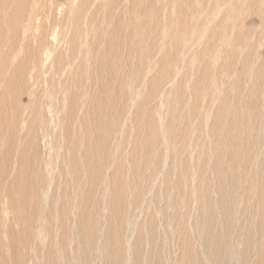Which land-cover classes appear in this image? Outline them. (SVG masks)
Returning a JSON list of instances; mask_svg holds the SVG:
<instances>
[{"label":"rangeland","instance_id":"1","mask_svg":"<svg viewBox=\"0 0 264 264\" xmlns=\"http://www.w3.org/2000/svg\"><path fill=\"white\" fill-rule=\"evenodd\" d=\"M67 1L33 0L35 18L54 19L58 33ZM76 6L53 54L66 61L62 71L29 68L18 85L24 123L8 120L3 128L15 136L0 141L1 186L32 180L43 201L34 217L37 242L23 264L32 256L37 264H264V0ZM107 36L115 77L99 74L92 61L75 74L83 62L70 49L89 58ZM73 93L83 99H75V125L67 123ZM30 105L40 109L35 116ZM86 112L94 121L82 125ZM49 117L58 118L57 132ZM87 148L91 169L82 178L69 163ZM4 197L2 231L16 225ZM4 233L0 264H14Z\"/></svg>","mask_w":264,"mask_h":264},{"label":"bare ground","instance_id":"2","mask_svg":"<svg viewBox=\"0 0 264 264\" xmlns=\"http://www.w3.org/2000/svg\"><path fill=\"white\" fill-rule=\"evenodd\" d=\"M97 1L101 2L104 0H97ZM76 2H77V0H68L67 1L66 5L64 7V10L60 13V16L62 17L61 31L56 33V32H52V30L55 28L54 19H52V22L49 23V22H46L45 17H39L38 19L35 18V16H37V14H38V10L35 8V4H34L33 0H0V141L2 143H4L6 140V142L8 144L9 139H11L12 137L14 138V136H15L14 131L9 132L7 129L3 128L4 125L7 124L8 120H11L10 125H12L11 123L13 120L16 124L19 122L24 123L22 121L21 115L18 113L19 109H20V105L18 104V100H19V96L22 92V90L19 89L20 87L18 85L24 81V78L29 73V68H33V67L37 68V66H39L36 69V73L39 75H41L42 72L43 73H49L52 69H53L52 71L54 73L62 71L63 63L66 61H64L63 57L59 54L60 52L57 53L56 57L53 54L55 53V51H59L58 49H59L60 43L63 40V38H65V32H66V27H67L65 25H68L69 23H71V25L74 24L75 18L80 12V11H78V8H76L77 7ZM102 7L106 8V9L108 8L107 5L106 6L102 5ZM163 8H164V6H163ZM214 12H215V10H214ZM132 15H133V18H135L134 12L132 13ZM129 25H131L132 28H135L134 21L129 23ZM125 27H126V25H125ZM48 34H50V35H48ZM62 34H63V37H62ZM112 39H113L112 36L105 37L104 40H105L106 46H104V45L102 46V48H103L102 51H100V49H99L101 46H99V48H96L97 50H94V51L90 50L92 53L90 54L89 58L86 56V54L83 51H81L82 54H80V53L74 54L73 49L69 48L72 57L74 58V56H75L77 58L78 56H80L79 59L81 58V61L83 62V65L81 64L78 69H75V74L79 71L86 70V69L88 71L89 69L87 66H91L90 61H92L93 67L98 68L97 71L99 74H101L102 76H106V78L109 80H111L113 77H115L114 75H111L112 72L109 71V68L107 67L108 63H106V60H107L106 56L111 53L110 49L114 45ZM72 42H73V40L70 43H72ZM260 42H261V39H260ZM84 46H86V44ZM260 47H261V44H260ZM64 52H66V50ZM87 54H88V50H87ZM182 54H183V52H182ZM213 58H214V56H213ZM151 63H152V61H151ZM237 65H236V67H237ZM180 67H182V66H180ZM249 73H250V71H249ZM71 78H70V80H71ZM80 84H81V81L79 82V85ZM167 86H169V85H167ZM87 87H89V86H87ZM105 87H106V85H104L103 89ZM62 88H63V86H62ZM163 89H165V87ZM170 89H169V92H170ZM168 95H170V94H168ZM76 96L80 99V101L83 104V99H82L81 95H77L75 93L71 94L72 104H71L70 109L68 111L69 117H68L67 123L72 122L74 125H75L76 121L80 120L79 118L76 117V108L78 106V104L76 103V100H75ZM119 97H121V96H119ZM11 98L13 101L11 100ZM50 98H51V96H50ZM115 99H117V98H115ZM49 100H51V99H49ZM97 102H98V104H101L102 99L99 98ZM51 105L48 108L49 109L48 113H50V111H51V107H52ZM40 107H41V105H40ZM8 108H11V111H9ZM29 108L32 109L31 114H34V116L40 111L39 108H37L33 105H30ZM87 110H88V108H87ZM51 113H52V111H51ZM8 114H11V117H8ZM96 115H98V113ZM39 118L40 117H37V119H30V125L31 126L34 125L33 122H35L36 120L40 121ZM82 119H83L81 121L82 125L86 124L88 121L89 122L94 121L93 114L92 113L89 114L87 112L83 115ZM98 119H100V116H98ZM33 120H35V121H33ZM48 121H49L48 126L53 127L54 131H55V128H56L55 126L58 125V118L56 120L55 117H49ZM38 125L40 126V124H38ZM41 125H42V122H41ZM73 128H74V126H73ZM64 129H65L68 136L74 137V134L71 132V130L68 126ZM56 132H57V128H56ZM61 132H62V130H61ZM88 132H90V130ZM28 134H30V133L27 131V135ZM14 151L15 150H13L12 152H14ZM16 152H17V150H16ZM89 154H90L89 149L87 148V152L85 154H82L83 156L81 158H79V156L72 157V160L70 161L69 165L72 167V169L74 171L73 172L74 175H80L83 178V176L89 172V170L91 169L90 165H89V163H90V155ZM4 155L5 156L11 155V146H8ZM14 158H15V156H14ZM14 163H16V161ZM15 166H16V164H15ZM67 168H68V165H67ZM49 174H50V171H49ZM65 174H68V173L65 172ZM21 176L24 177L23 174H21ZM1 177H4V174H2L0 172V178ZM35 177H36V175L33 174L32 179ZM10 178H11V176H10ZM10 178H9V180H10ZM21 179L22 178L19 177V183L17 182L16 184H14L15 186L10 185V187L6 186V184L4 186H1V179H0V198L2 195L3 196L5 195V197H4L5 203L16 215V225L14 227H10L9 230H4V231L0 230V238H1V235L3 234V232H5L4 237H6L7 234H8V236H10L9 238H7L6 241L4 240L6 242V245L3 247H5L7 249L8 248L12 249V252L14 253L13 257H15V263L14 264H23V262L26 263L25 260L30 259L29 258V252L26 253L24 251H26V250L29 251L30 247L34 248V245H31L36 241V238H37V236H36V238L34 237V235L36 234V229L33 225L34 224V217H37V214L39 213V204L40 205L43 204L42 203L43 201L41 202L38 189L36 190L35 189L36 187L33 186V181L31 180L30 183L28 185H26V184H22ZM45 181H44V179L41 180V182L39 183L40 188H41V186H43L41 184H43ZM34 184H36V183H34ZM46 186H47V184H46ZM49 188H50V185H49ZM49 191H50V189H49ZM16 196H17V198H16ZM20 197H21V201H19ZM89 197H90V195H89ZM58 202H59V200L57 201V203ZM45 204H46V202H45ZM55 205H57V204H55ZM28 206L29 207L32 206L33 211H34L33 215H31V214L28 215V212H27ZM46 207L47 206H45V208ZM57 207H58V205H57ZM43 208H44V206H43ZM41 211L43 212L42 208H41ZM44 212L46 213V211H44ZM47 212H48V210H47ZM62 215L64 217L66 216V208L65 207H64ZM48 218L51 220L53 218V216L49 215ZM17 226L20 227V230L16 229ZM37 227H38V225H37ZM40 229L42 230V227ZM41 230H40V232H41ZM38 234H39V232H38ZM33 237L35 238L34 242H32L34 239ZM1 244H2V241H1ZM0 249H1V246H0ZM5 253H7V252H5ZM37 262H38V259L34 258L33 256L31 258V260L29 261L30 264H37Z\"/></svg>","mask_w":264,"mask_h":264}]
</instances>
